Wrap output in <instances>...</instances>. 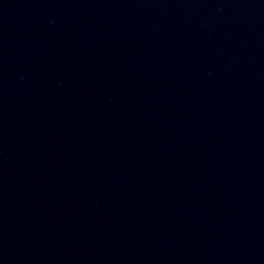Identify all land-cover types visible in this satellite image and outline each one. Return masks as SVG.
<instances>
[{"label":"water","instance_id":"water-1","mask_svg":"<svg viewBox=\"0 0 264 264\" xmlns=\"http://www.w3.org/2000/svg\"><path fill=\"white\" fill-rule=\"evenodd\" d=\"M0 264H264V0H0Z\"/></svg>","mask_w":264,"mask_h":264}]
</instances>
